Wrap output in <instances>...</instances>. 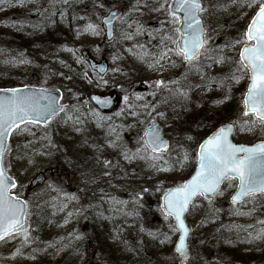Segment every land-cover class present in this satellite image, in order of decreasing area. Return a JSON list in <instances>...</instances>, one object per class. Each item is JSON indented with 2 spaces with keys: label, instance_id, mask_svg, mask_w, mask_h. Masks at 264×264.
<instances>
[{
  "label": "rangeland",
  "instance_id": "1",
  "mask_svg": "<svg viewBox=\"0 0 264 264\" xmlns=\"http://www.w3.org/2000/svg\"><path fill=\"white\" fill-rule=\"evenodd\" d=\"M124 1L5 0L0 4V17L13 27L23 26L20 30H27L31 38L42 36L44 29L37 23L41 18L55 14L53 25H61L62 9L72 6L76 11L71 24L66 23L69 37L57 43L32 42L30 49L13 48L11 39L4 47L0 38V87L23 86L11 85L13 76L35 79L39 88L61 91L66 103L65 111L47 126L29 124L27 130H15L10 137L5 169L18 182L13 192L27 201L29 240L17 234L22 230L0 239V264H56L59 242L72 236L82 246L88 242L79 264L84 260L111 264L108 247L116 251L114 257L128 253V264H178L174 250L178 232L170 228L173 219H165L161 211V197L192 174L197 147L220 116V102H210L221 100L215 94L217 85L226 95L246 90L247 74L236 72L242 46L236 41L255 14L258 0L251 6L249 0H202L205 48L211 51L202 50L191 64L167 51L180 38L176 31L180 23L173 24L167 7L160 8L165 0ZM113 9L122 14L113 40L106 42L100 19ZM29 22L33 23L30 29ZM87 24L97 26L95 34L85 31ZM5 29L0 23V33L12 37V27ZM81 53L96 61L105 59L108 73L100 77L91 72ZM208 55L223 59L215 62ZM234 73L241 78L234 79ZM157 80L165 85L152 87ZM110 93L119 96V104L107 115L87 100L90 94ZM243 112L239 104L232 120L236 122L233 141L245 145L264 141V125L259 122L251 130H241L252 118ZM151 121L162 127L170 141L167 154L155 161V167L151 160L133 156L143 145L141 138ZM185 152L190 159L176 164ZM81 159L88 160L82 163ZM39 174L44 180L33 186ZM234 190L225 181L211 203L199 197L186 214L192 228L187 264H264V235L257 237L264 230V194L235 206L229 202ZM86 206L107 223L109 232L97 244L110 239L100 249L92 244L93 234L88 231L86 240L82 231Z\"/></svg>",
  "mask_w": 264,
  "mask_h": 264
},
{
  "label": "snow or ice",
  "instance_id": "2",
  "mask_svg": "<svg viewBox=\"0 0 264 264\" xmlns=\"http://www.w3.org/2000/svg\"><path fill=\"white\" fill-rule=\"evenodd\" d=\"M63 2L67 3V0ZM256 2L257 0H249L248 6ZM3 3L5 0H0V4ZM165 7L172 17L173 24H179L181 21V17L176 15L177 12L183 14L184 24L183 30L176 29L177 32H181L180 38L175 41V48L167 49L168 52H175L181 55L184 61L191 63L201 55V50L211 51L205 48L208 41L204 37L202 21L199 17V14L204 11L200 0H176L175 5L167 4L165 0L160 8ZM60 15H64L63 11ZM110 15L113 18L118 16L116 12H111ZM106 22L111 23V21ZM85 31H92L95 34L97 26L87 24ZM236 43L242 45L236 72L241 73V76L246 73L249 80L247 91L243 96V115L251 114L252 117L244 122L246 127H242L241 130H251L257 122L264 125V0H258L255 15L247 25L241 39ZM163 58L164 54L161 56V59ZM207 58L215 62L223 59V57L212 55H208ZM233 78L239 80L241 77L235 76L234 73ZM164 85L165 81L157 80L152 87L158 89ZM179 91V89L176 90V92ZM181 94L186 96V93ZM64 111V106L59 103L57 96L48 93L45 89H40L38 93L21 88L0 89V239L10 236L17 230H22L17 234H22L25 242L29 240V229L25 225L28 216L27 201L13 192L18 182L8 174L4 166L6 140L14 130H27L29 124H47L58 113ZM132 114L135 115V113ZM157 115L164 114L157 113ZM20 125H24V129H20ZM235 128L236 122L224 124L203 139L195 152L194 174L182 183L165 190L161 197V211L165 219H174L175 224L170 225V228L173 232L179 233L175 251L182 261L188 256L186 238L190 231L185 224L184 214L193 205L195 197L203 196L211 203L212 198L221 193L220 186L225 181L236 188L231 197L234 205L245 197L254 196L257 193L264 194V141L251 145L234 143L230 136ZM141 139L144 143L136 149L133 156L151 160L153 162L151 166L155 167V161L163 158L165 150L168 149L167 141L154 126H150ZM141 153L144 154L141 155ZM125 159L130 157L125 154ZM189 159V155L185 152L183 158H178L175 163L182 165ZM104 163L108 164L109 161L105 160ZM233 181L238 183L233 185ZM260 235H264V230L257 233V237ZM165 239H167L166 236Z\"/></svg>",
  "mask_w": 264,
  "mask_h": 264
},
{
  "label": "trees",
  "instance_id": "3",
  "mask_svg": "<svg viewBox=\"0 0 264 264\" xmlns=\"http://www.w3.org/2000/svg\"><path fill=\"white\" fill-rule=\"evenodd\" d=\"M126 1L127 0L124 1L125 4H126ZM73 10H74V7L72 6L65 7L64 9L61 10L64 13L63 19L61 21V25H53L56 20L54 18L55 14H48L46 18L45 17H43L44 19L41 18L40 21H38L37 23L40 24L39 27H43L44 29L43 34L42 36L38 35V37L35 35L33 38H31L30 35L26 33L27 30H24V31L20 30V28L23 26H18L16 24L13 27V25L11 26L9 24L8 19L6 17H0V23H2V25L5 26L6 29L9 27H12L13 29V36L10 38L7 37L5 34L2 35V33H0L1 45L4 47L5 46L8 47L10 44L8 40L11 39L10 41H12L11 44L13 48L24 47V48L30 49L32 42H37L39 44L45 45V44H53V43L62 41L66 37H69L67 32H65L67 30L66 23L70 22L71 24L70 18L74 13H76V11H73ZM30 22L29 24L26 25L28 29H30L33 25V23H30ZM31 34L33 33L31 32ZM199 73H200V69H198V72L196 74H199ZM24 78L25 77H21V78H17L15 76L11 77V80H13V83H11V85H15L17 83H20L23 85H31V86L37 85V82L35 79L26 78V80L24 81L20 80ZM217 87H218V90L215 92V94L217 95L220 94L221 100L218 98H214V99H211L210 102L213 105H215V101L220 102L221 104V108L219 112L220 116L218 117L217 121H215L213 128L206 134V136L209 133H211L219 125L232 121L234 119L237 106H239V104H241L242 102L243 94L241 92L233 94V95H226L225 92L220 91V85H217ZM222 88L223 87L221 86V89ZM207 106L208 104L205 105L206 108ZM87 160L88 159H81L79 162L83 163L84 161H87ZM84 216L85 217H83L84 224L82 226V231L84 235H86V238H87L86 240H88V231H90L93 234L91 235L92 244L94 245V247L100 249V245L102 243H107L110 239V236H109L107 241L104 240L100 244H97V242L99 241V237L103 236L106 233L108 234L109 232L108 229L106 228L107 223L105 219L103 220L102 215H99L98 213L91 214V211L90 209H88V206H86ZM82 245H83L82 243L79 244L75 240V236H72L69 238L66 237L62 239L58 244L59 257L55 263L56 264H79V261L82 258L83 252L88 251V242H85L84 246ZM106 251L108 252V256L111 261V264H128L129 259H130L128 257V253L125 252L122 257L118 258V257H114V254L116 251H111L110 247H108ZM83 264H87V261L84 260Z\"/></svg>",
  "mask_w": 264,
  "mask_h": 264
},
{
  "label": "water",
  "instance_id": "4",
  "mask_svg": "<svg viewBox=\"0 0 264 264\" xmlns=\"http://www.w3.org/2000/svg\"><path fill=\"white\" fill-rule=\"evenodd\" d=\"M175 2H176V0H172V5H175ZM200 3L203 5V2H202V0H200ZM203 8H204V5H203ZM111 12H116L117 14H118V16H117V18H113V17H111V15H110V13ZM176 15H178L179 17H181V21H180V25H179V28L181 29V30H183V27H184V24H183V19H182V17H183V14L182 13H179V12H177L176 13ZM255 15V14H254ZM253 15V16H254ZM121 16V10H117V9H113V10H110L104 17H102V19H101V24H102V26L104 27V36H105V40L107 41V42H110L112 39H113V37H114V32H113V28H114V24H115V22H116V20L119 18ZM199 17H200V19H201V21H202V24H201V27L203 28V33H204V37H205V24H204V21H203V19H202V17L200 16V14H199ZM252 19V18H251ZM106 21H111V23L109 24V23H107ZM251 21V20H250ZM250 21H249V23H250ZM248 23V24H249ZM180 35H181V32H180ZM240 51V50H239ZM239 55V54H238ZM184 60V59H183ZM83 61H86L87 62V64H88V66H89V69L92 71V72H94V73H96L97 75H99L100 77H103L107 72H108V63H107V61L106 60H104V59H102V60H100V61H95V60H93L92 58H90V57H85V56H83ZM186 64H189L188 62H186V61H184ZM248 84H249V80H248ZM248 84H247V88H248ZM15 88H21V89H24L25 91H35V92H39L40 91V89H45L48 93H51L52 95H55V96H57V98H58V100H59V103L60 104H62L63 106H64V109L66 108V103H61V101H62V93H61V91H59L58 89H46V88H39V87H29V86H25V87H15ZM247 88H246V91H247ZM0 89H9V88H0ZM58 90V91H57ZM246 91H245V93H246ZM244 93V94H245ZM244 96V95H243ZM87 99H88V101L92 104V106L97 110V111H99L100 113H102V114H106V113H109V112H112L117 106H118V104H119V98L117 97V95L115 94V93H110V94H105V95H99V94H90L88 97H87ZM242 103H243V99H242ZM243 106H244V104H243ZM60 113H62V112H60ZM60 113H58L56 116H58ZM251 115V114H250ZM55 116V117H56ZM54 117V118H55ZM229 123H231V122H229ZM49 123H47V124H44V123H41V124H37L38 126H46V125H48ZM225 124H228V123H225ZM224 125V124H223ZM21 126H23V125H20V127ZM150 126H154L155 128H157L158 130H159V132H160V134H161V136H162V138L165 140V141H167V144H168V149H169V141H168V139L166 138V137H164V135H163V132H162V127L160 126V125H158L157 123H155V122H153V121H151L150 122V125H149V128H150ZM222 126V125H221ZM220 127V126H219ZM218 127V128H219ZM149 128H147L146 130H148ZM217 129V128H216ZM215 129V130H216ZM145 130V131H146ZM214 130V131H215ZM145 131H144V133H143V135H142V137H144V134H145ZM14 132V131H13ZM212 133V132H211ZM211 133L209 134V135H211ZM235 134V129L233 130V132H232V134H231V136H230V139H232V141H233V135ZM10 137H11V135L8 137V139L6 140V148H5V154H4V163H5V159H6V153H7V149H8V144H9V140H10ZM234 142V141H233ZM143 143H144V140H143ZM235 143V142H234ZM256 143H258V142H256ZM255 144V143H254ZM245 145V144H244ZM168 149L167 150H165V154L167 153V151H168ZM164 154V155H165ZM157 155H159V154H157ZM105 160H107V161H109L108 159H105ZM104 160V161H105ZM105 164V163H104ZM195 168H196V163H195ZM195 168H194V171H195ZM194 171H193V173L192 174H194ZM190 178V177H189ZM188 178V179H189ZM43 180H44V175L43 174H39V175H37V177L32 181V185L34 186V185H36L37 183H42L43 182ZM237 183H238V181H237ZM222 185L223 184H221V186H220V188L222 187ZM14 190V189H13ZM235 191H236V188H235ZM235 191L233 192V194L235 193ZM232 194V195H233ZM257 194H259V193H257ZM232 195H231V197H232ZM199 196H197V197H195L194 198V202H195V200L198 198ZM201 197H203V196H201ZM231 197H230V202H231ZM246 198V197H245ZM244 198V199H245ZM243 199V200H244ZM243 200L242 201H240V202H238L237 204H235V205H239V204H241L242 202H243ZM193 202V203H194ZM232 203V202H231ZM233 204V203H232ZM191 207V206H190ZM190 207H189V209H190ZM27 208H28V205H27ZM189 211V210H188ZM187 211V212H188ZM187 212L184 214V220H185V215L187 214ZM174 220V219H173ZM26 223V222H25ZM174 223H175V221H174ZM185 224L187 225V223H186V221H185ZM188 226V228L190 229V231H189V234H188V236H187V238H186V242H187V245H188V256H187V259L186 260H181V257H180V255L175 251V253L177 254V256H178V264H186L188 261H189V258H190V248H189V237H190V234H191V226H189V225H187ZM178 239H179V233H178V236H177V239H176V241H175V245H174V250H175V246H176V243H177V241H178Z\"/></svg>",
  "mask_w": 264,
  "mask_h": 264
}]
</instances>
